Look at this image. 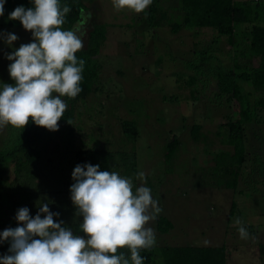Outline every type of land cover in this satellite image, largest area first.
<instances>
[{"label": "rangeland", "instance_id": "rangeland-1", "mask_svg": "<svg viewBox=\"0 0 264 264\" xmlns=\"http://www.w3.org/2000/svg\"><path fill=\"white\" fill-rule=\"evenodd\" d=\"M234 1L257 3L259 0ZM84 3L90 11L86 17L90 22L86 24L82 17L78 23L82 25L83 45L92 24L107 25L106 40L96 57L100 65L98 81L93 92L74 105L71 124L58 121V130L48 131L40 145L45 157L35 165L22 167L23 191L22 186H15L18 193L22 191L19 202L23 199L26 204V200H33L39 184L55 192L65 188L69 191L72 152L87 149L120 152L117 156L126 164L125 168L135 159L137 174L144 173L143 180L136 178L133 190L139 186L150 188L152 198L161 208L156 219L146 225L156 235L151 248L224 246L226 264H264V256L259 254L264 248V113L258 112V122L244 130L247 158L235 190L220 187L211 169L217 153L232 151L224 143L226 129L222 124L237 112L238 105L214 99L213 76L208 73L210 64L202 68L208 73L205 82L202 77L196 79L198 72L186 68L196 64L195 53L201 51L211 52L223 65L232 64L230 56L244 57L241 53H246L247 27L237 28L234 46H231L226 38L210 29L174 31L173 26L183 18L179 0L157 1L155 21L159 26L155 28L148 27L144 12L137 14L128 9L117 12L112 0H84ZM0 33L18 37L9 47L0 36L2 88L3 84L14 85L8 72L10 61L5 54L21 44L33 42V38L23 28L0 27ZM124 121L135 122L138 130L135 141L123 135L121 123ZM193 125L200 126L199 141L191 137ZM18 130L11 126L0 130V149L5 146L11 149L17 143L13 140ZM174 139L179 142V150L170 166L164 159L165 145ZM48 156L51 162L47 161ZM12 170L11 165L7 170L8 183L16 181ZM56 197L54 206L61 204L56 208V211L60 209L58 216L75 213L68 197ZM233 202L235 209L230 216ZM18 204L14 202L10 209L3 205L0 228L18 226L15 215L22 208ZM39 207L34 202L29 207L30 215L35 216ZM160 217H166L173 225L167 234H159L155 229ZM236 218L242 221L249 239H240V225L234 223ZM73 221L72 218L64 226L84 236L76 233Z\"/></svg>", "mask_w": 264, "mask_h": 264}, {"label": "clouds", "instance_id": "clouds-1", "mask_svg": "<svg viewBox=\"0 0 264 264\" xmlns=\"http://www.w3.org/2000/svg\"><path fill=\"white\" fill-rule=\"evenodd\" d=\"M5 2L0 0V16ZM152 2L112 0V6L117 12L128 9L139 14ZM32 3L27 9L17 6L8 16L31 32L33 42L5 54L13 61L8 72L15 83L0 88V130L23 129L31 119L37 126L57 131L67 109L62 97L73 99L81 92L85 61L78 60L76 53L83 48V33L80 25L62 28L70 6H62L60 0ZM0 36L9 47L18 39L12 33ZM99 168L98 164H78L71 173L70 198L75 216L82 217L78 228L84 236L75 234L62 220H54L59 213L50 211L47 203L40 205L35 216L22 207L15 215L18 226L0 233V243H9L0 264H143L141 250L156 242L154 230L146 225L161 212L158 201L146 186L133 190V178ZM137 178L143 180L144 173ZM234 223L240 225V239H249L242 221L236 218Z\"/></svg>", "mask_w": 264, "mask_h": 264}, {"label": "trees", "instance_id": "trees-1", "mask_svg": "<svg viewBox=\"0 0 264 264\" xmlns=\"http://www.w3.org/2000/svg\"><path fill=\"white\" fill-rule=\"evenodd\" d=\"M157 1L153 0L152 4L146 8L144 14L146 16L148 27L155 28L159 25L156 23L155 13L157 11ZM183 18L180 24H175L174 31L177 29L195 30L210 29L217 33L219 37L227 39L229 45L234 46V38L237 35V28L247 27L248 36L245 38L246 53H241L244 57H232L231 65H223L218 63V58L209 51H201L195 53L196 64L186 65V68L198 72L195 74L196 79L201 78L206 81V75L213 76L215 90L213 92L214 99L226 103H236L237 112L228 117L222 127L226 129L225 145L229 146L231 152H219L214 156V165L212 176L216 178L217 184L227 189L235 190L239 178V172L247 158V151L244 146V136L246 126L257 121V113H264V1L259 0L257 3L235 2L234 0H179ZM61 5L70 6L71 11L65 17V24L62 26L64 30H72L75 25L82 22V17L86 24L90 22L89 8L85 5L84 0H60ZM24 6L26 9L33 7L32 0H6L4 3V15L0 16V27L23 28L18 20H9V14L17 7ZM244 25V26H243ZM82 26V25H80ZM249 27V30H248ZM107 25L105 23H94L91 25L87 33L86 40L82 50L76 53L77 59L85 61L82 72V81L80 82L81 92L77 97L70 99L62 97L67 104V109L63 114L60 122L70 125L74 116V105L80 100L86 98L94 90V86L98 81L100 65L97 62L102 45L106 40ZM235 48V47H234ZM236 50V48H235ZM241 55V56H242ZM242 60V62H241ZM216 61L217 64H214ZM13 61H10L12 63ZM210 64L208 73L202 71V68ZM197 65V66H196ZM203 66V67H202ZM200 68V69H199ZM199 69V70H198ZM178 77V81L182 78ZM15 83V82H14ZM204 92V91H203ZM194 92L191 91V95ZM194 97V96H193ZM195 98V97H194ZM199 125H193L191 129V137L194 141H199L201 134ZM49 130L35 125L31 119L29 123L17 131V137L13 142L17 143L11 148L6 146L0 149V217L1 209L4 204L8 209L12 208L15 203H19L22 207H29L36 204L47 203L50 211H56L61 204L54 205V200L58 199L56 195L68 197L71 201V193L67 188L63 190L53 191L50 187L46 188L39 184L37 193L33 195V200H24L19 202L24 183L22 180V167L24 165H35L44 153L40 150V145L46 138ZM121 131L123 135L135 141L138 136V130L135 122L124 121L121 123ZM179 150V142L174 139L165 145L164 159L165 163L172 165ZM109 150L87 149L72 152L70 166L72 171L78 164L99 165L100 171L118 172L121 176L133 178V183L137 178L135 169V159L130 162L129 167L125 168L124 163L120 161L117 154ZM70 155V157H71ZM113 155H115L113 157ZM47 161L51 162V156L47 157ZM12 165L13 173L16 181L8 183L7 170ZM168 170V169H167ZM171 170V168H170ZM169 170V171H170ZM71 171V172H72ZM29 181L26 180V185ZM264 186V177L262 179ZM68 183V181H67ZM74 181H70L69 187ZM16 185L22 186L21 193L16 191ZM28 186V185H27ZM70 189V188H69ZM65 200V201H67ZM67 205H69L67 203ZM62 208V207H61ZM66 208V207H65ZM7 209V214H8ZM235 209V203L231 205L230 216ZM59 210V211H58ZM56 211L60 212V209ZM39 209H37V212ZM67 213V212H66ZM43 218V214H41ZM76 222V233L79 231V223L82 217L73 214H65L54 217L56 221H63L64 224L70 220ZM173 228L172 223L166 217H160L155 223V229L159 234H167ZM5 228H0L2 233ZM8 242L0 243V256H3L8 248ZM126 256L130 253L126 249H122ZM260 256H264V248L259 252ZM140 255L144 258L143 264H226L227 252L224 246L219 247H193V246H170L164 245L157 248H149L141 250Z\"/></svg>", "mask_w": 264, "mask_h": 264}]
</instances>
